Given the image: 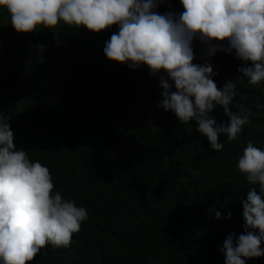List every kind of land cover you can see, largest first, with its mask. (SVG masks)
Listing matches in <instances>:
<instances>
[{"label": "trees", "instance_id": "1", "mask_svg": "<svg viewBox=\"0 0 264 264\" xmlns=\"http://www.w3.org/2000/svg\"><path fill=\"white\" fill-rule=\"evenodd\" d=\"M182 7L180 0H163L155 10L178 15ZM118 30L96 33L61 22L18 33L0 10V120L13 125L32 157L45 152L42 161L62 185L88 183L75 200L89 207L82 226L93 236L131 241L147 227L153 249L164 247L150 253L154 264H225L223 242L245 232L243 201L252 187L259 192L237 165L248 141L264 140V128L251 132L264 123V90L240 78L238 69L249 65L237 59L235 79L228 80L236 83L231 109L246 112L249 123L236 140L221 135L225 144L216 151L195 121L181 126L162 114L163 89L147 65L133 69L106 57L105 42ZM193 49L194 63L215 68L200 44L193 41ZM209 115L228 123L220 106Z\"/></svg>", "mask_w": 264, "mask_h": 264}, {"label": "clouds", "instance_id": "2", "mask_svg": "<svg viewBox=\"0 0 264 264\" xmlns=\"http://www.w3.org/2000/svg\"><path fill=\"white\" fill-rule=\"evenodd\" d=\"M161 2L0 0V10H6L12 27L24 34L56 29L61 22L96 33L118 26V33L105 42L106 57L133 69L147 65L163 89L162 114L181 126L195 121L196 131L220 151L225 144L221 135L226 141L236 140L249 123L246 112L231 109L236 83L228 80L235 79L237 59L249 65L238 69L240 78L264 90V0H180L183 7L178 15L159 14L155 9ZM193 41L203 47V59L215 68L208 62L194 63ZM36 48L43 53L45 46ZM217 106L228 117L227 124L210 117ZM263 128L260 123L251 132ZM263 147L264 140L255 146L248 141L238 160L239 173L258 185L259 192L252 187L243 201L245 232L238 237L229 234L223 242L225 264H246L264 256ZM89 149L100 156L96 146ZM26 150L18 143L13 125L6 118L0 120V264H138L141 260L154 264L150 253L164 247L153 249L155 235L147 227L131 241L127 236H93L82 226L88 222L89 207L75 200L88 183L62 185L42 161L45 152L32 157ZM213 213L221 218L219 210ZM231 215L229 211L228 218Z\"/></svg>", "mask_w": 264, "mask_h": 264}]
</instances>
